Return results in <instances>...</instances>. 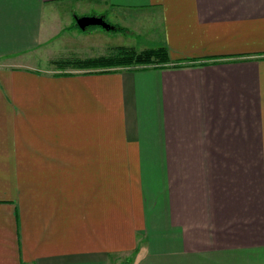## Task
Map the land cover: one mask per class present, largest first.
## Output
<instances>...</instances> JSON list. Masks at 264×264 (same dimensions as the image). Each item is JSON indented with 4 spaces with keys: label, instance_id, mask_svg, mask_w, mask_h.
I'll return each mask as SVG.
<instances>
[{
    "label": "crops",
    "instance_id": "0c3cea01",
    "mask_svg": "<svg viewBox=\"0 0 264 264\" xmlns=\"http://www.w3.org/2000/svg\"><path fill=\"white\" fill-rule=\"evenodd\" d=\"M85 15L181 64L35 65ZM0 264H264V0H0Z\"/></svg>",
    "mask_w": 264,
    "mask_h": 264
},
{
    "label": "rangeland",
    "instance_id": "374dc122",
    "mask_svg": "<svg viewBox=\"0 0 264 264\" xmlns=\"http://www.w3.org/2000/svg\"><path fill=\"white\" fill-rule=\"evenodd\" d=\"M110 20V23L112 25H115L114 23L117 24H122L124 23L122 20L116 19L112 16L108 17ZM125 24V23H124ZM131 24L134 26H137L134 21H131ZM100 32L98 31H91L89 34H83L85 36L84 41L82 42L81 46H76L74 49V46H67L65 48H62V46L59 43H54L53 46H48L45 49L41 50L42 53H46L48 58H55L56 60H64V59H78V60H83L86 58L90 57H97L101 55H108L110 54V48H115L116 46L124 45V44H135L138 43V47L141 46H147L146 41L144 38V35H140L134 31H131L130 29H127L128 32H115L114 30H104L102 28ZM143 32H145L143 29H141ZM103 35V36H101ZM135 36H138L139 39H137ZM144 40V41H143ZM73 39L70 42V45L72 43ZM78 41V38H77ZM78 43H81L78 41ZM128 46V45H126ZM135 46V45H133ZM98 48L97 50L95 49ZM145 48H150V47H145ZM72 49L73 53L70 51ZM109 49V51H108ZM63 51V53H62ZM107 53V54H106ZM66 55V56H64ZM53 60L50 63L49 62H44L43 59H39L38 65L39 67H50V70L53 72V70H56L55 72L57 73H63L65 71L70 72V73H85L87 72L86 69L84 68H79V67H73V66H62L61 64L54 63ZM6 61V60H5ZM7 62V61H6ZM181 64V63H179ZM102 69L101 67L95 68V70ZM58 70V71H57Z\"/></svg>",
    "mask_w": 264,
    "mask_h": 264
},
{
    "label": "trees",
    "instance_id": "16d2710c",
    "mask_svg": "<svg viewBox=\"0 0 264 264\" xmlns=\"http://www.w3.org/2000/svg\"><path fill=\"white\" fill-rule=\"evenodd\" d=\"M75 26L81 30L77 23ZM115 32H128V30L119 25H112ZM93 27H88L84 31H89ZM110 54L97 57H90L83 60L64 59L56 60L54 63L62 66H73L84 68L85 73L108 72L117 69H139L148 66H169V64L177 65L181 62L171 60L168 49L164 46L156 48H147L138 50L135 46L120 45L110 48ZM174 62V63H173ZM178 66V65H177ZM101 67L102 69L95 70Z\"/></svg>",
    "mask_w": 264,
    "mask_h": 264
},
{
    "label": "water",
    "instance_id": "95a60500",
    "mask_svg": "<svg viewBox=\"0 0 264 264\" xmlns=\"http://www.w3.org/2000/svg\"><path fill=\"white\" fill-rule=\"evenodd\" d=\"M78 25L81 29L85 30L87 27L92 25H99L105 29H113L114 27L107 22L103 17L85 15L77 19Z\"/></svg>",
    "mask_w": 264,
    "mask_h": 264
}]
</instances>
